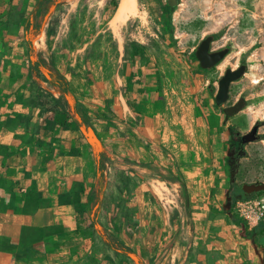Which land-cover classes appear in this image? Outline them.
Wrapping results in <instances>:
<instances>
[{
	"label": "crops",
	"instance_id": "1",
	"mask_svg": "<svg viewBox=\"0 0 264 264\" xmlns=\"http://www.w3.org/2000/svg\"><path fill=\"white\" fill-rule=\"evenodd\" d=\"M40 1L0 0V264H136L109 249L98 228L116 234L142 264H264L263 246L257 242L260 232L254 233L227 208L229 188L224 174L216 176L211 169L212 156L221 158L219 144L210 150L212 156L203 151L199 161L178 170L182 177L174 185L190 200L186 215L179 212L170 220L159 206L145 204L153 196L147 185L159 182L162 164L163 115L153 79L144 86L137 83L138 76L128 90L132 70L123 65L120 44V64L110 78L101 77L102 67L95 72L84 61L89 44L76 51L57 48L63 25L86 6L84 0H60L41 31L30 35L41 20L40 16L33 21L40 14ZM102 1L103 7L91 16L98 27L103 21L94 39L111 29L117 12L109 18L106 0ZM57 15L60 23L51 47L46 31ZM38 36L42 37L39 52L66 77L75 106L87 111L103 143L102 178L95 152L69 107L56 113L48 110V94L56 99L61 94L49 79L32 73L30 42ZM78 58L84 64L73 73L70 69L76 67ZM133 72L142 73L140 66ZM128 100L133 101L131 106ZM124 178L137 182V190L130 192L131 185L123 184ZM100 187L104 201H112L121 189L124 197L129 193L130 199L140 198L143 221L134 235L130 236L134 230L128 225H92ZM118 213L114 209L108 218Z\"/></svg>",
	"mask_w": 264,
	"mask_h": 264
},
{
	"label": "rangeland",
	"instance_id": "2",
	"mask_svg": "<svg viewBox=\"0 0 264 264\" xmlns=\"http://www.w3.org/2000/svg\"><path fill=\"white\" fill-rule=\"evenodd\" d=\"M167 1L138 0L137 9L125 22L116 23L113 17L111 29L105 30L99 44L110 56L116 54L115 48L113 49L115 44L108 35L111 31L114 41L121 45L123 57L126 37L148 48L146 61L137 60L134 67V70H138L140 66L142 73L136 75L133 72L131 60L124 62L123 59V65L131 67L135 79L139 76L138 84L143 82L144 86H149V81L153 79L159 95L157 104L163 115L159 145L162 164H159L160 170L158 169L159 182L147 185L153 196L145 204L159 206L172 220L179 216V212L186 215L190 210L184 190L174 185L182 177L178 170L189 162L199 161L203 151H207V156H212L209 153L216 144L221 146V158L212 156L211 169L216 176L224 174L229 188L227 208L231 209L233 201L229 196L234 188H242L244 184L264 183V0H179V5L172 9L170 15L172 29L159 16L161 5ZM83 5H86L84 9L81 8L85 11V18L78 26L79 32L85 28L91 30V16L99 11V7H103L104 1L84 0ZM69 7L63 9L60 15L66 14ZM51 12L44 18L43 24L51 18ZM102 15V11L97 14L98 19ZM40 16L43 19L42 13L38 15ZM101 22L98 27L94 21L93 28H101L103 21ZM69 32L68 20L62 27L59 40L66 39ZM209 35L216 36L212 50L227 47L229 53L219 65L201 72L196 65L189 62L188 57ZM94 36L95 34L91 37L94 39ZM40 39L41 36L34 39V42L38 40L39 46ZM47 41L51 47L55 45L53 38L48 40L47 37ZM80 44L75 45L79 47ZM35 49L39 52V47ZM114 63L117 71L120 63ZM241 63L247 66L246 75L231 85L228 102L221 107L216 106L214 99L219 89V80L227 69H237ZM101 74L106 75L102 72ZM240 99L246 101L243 111L227 118L224 109ZM255 125L260 127L261 139L245 147L246 155L239 159L232 175L231 167L227 164L229 129L245 134ZM151 170L154 171V168ZM125 183L131 185L130 192L137 190V182L124 178L123 184ZM122 192V189L118 190L111 197L112 201H104L103 197L98 210H92L97 223L92 219L91 222L95 227H112L114 222L120 227L128 225L134 230L130 232L132 236L143 221L140 216L143 205L140 198L130 199L129 193L124 197ZM256 196L264 201V195ZM114 209L119 213L112 219L108 218L107 213ZM232 212L238 217L234 208ZM130 213L133 214L131 217ZM259 232L257 242L263 246L264 251V227Z\"/></svg>",
	"mask_w": 264,
	"mask_h": 264
},
{
	"label": "trees",
	"instance_id": "3",
	"mask_svg": "<svg viewBox=\"0 0 264 264\" xmlns=\"http://www.w3.org/2000/svg\"><path fill=\"white\" fill-rule=\"evenodd\" d=\"M122 0H106L105 1V8L111 13L109 15V18L112 17V14L118 11L120 4ZM60 0H41L38 4V9H40V13H42L43 19L40 20L39 24L32 27V23L30 22L27 26V29L30 30L32 27V30L29 31V34L32 35L33 32L35 34L39 33L42 29L43 25V20L46 16L50 14V11L52 8L59 6ZM84 9V8H83ZM171 12L172 9L167 5V4H162L161 5V10L159 12V16L163 18V21L166 22L169 27L172 29L171 25ZM109 13V14H110ZM117 13V12H116ZM115 13V15H116ZM114 15V17H115ZM60 16H54V18L51 20L48 29L46 31L48 40L54 36H56L58 32V26L60 23ZM85 18V11L82 10L81 8L76 12L71 14L69 18V24H70V32L67 36L66 39H60L57 42V48L62 49V50H69L73 51V49H79L82 48L83 45L89 44L88 47L86 48L85 54H84V61L91 65V68L93 71H99L101 69L102 73H106V75H102V78H110L114 75L115 71V63L118 62V57L120 55L118 51V43L114 41L113 34L110 31L108 35L110 36L113 44V49L115 50L116 54H112L111 56L106 53V51H103L102 47L100 46V42L103 40V33L100 34L97 38L93 39L91 36L97 32V29L93 26H95L94 21L92 22V28L91 30H87L85 28L83 31H78V26L81 22L84 21ZM92 18V17H91ZM38 16H34L33 21L34 23L37 21ZM103 25L101 26V28ZM87 36V37H86ZM30 38H32L30 36ZM93 40V42H91ZM32 41L30 42V51H31V56L33 59V69L32 73L36 78L38 79H43L46 80L45 72H48L50 77H51V84L54 86H57L59 88V92L61 94L59 99H56L52 94H48V110L52 113L59 112V110H62L63 107H69L70 113L73 114L75 118V122L80 128L82 123L86 124L88 127H92L90 124V120L88 117L87 111L79 108V107H74L72 110L70 105L68 106V101L66 100L67 96H71L70 93V86L69 83L66 79V77L59 72L57 69L55 63L52 60H47L42 53L37 52L34 43L32 44ZM115 42V43H114ZM81 43V44H80ZM77 44H80L81 46L76 47ZM125 55L123 59L125 61L131 60L132 61V70H134L135 63L137 60H144L146 61V56L148 55V48L147 46L139 45L136 41L130 40L129 38H125ZM108 55V56H107ZM81 58H78V63L74 69H70L73 73H78L77 69H82V65L84 64V61L82 64L80 63ZM114 63V64H113ZM100 72V71H99ZM100 72V73H101ZM133 73L129 81L128 85V90H132V85H133ZM139 96V95H137ZM127 104L131 106L133 104V101L128 100ZM81 119L82 123L78 120ZM234 130V129H233ZM105 162V155L102 154L100 160H96L97 167L100 172V178H102L103 171L105 169L104 166ZM103 193V188L100 187L98 189V194L96 197V205L101 206L102 204V198L101 195ZM264 195V192H259V193H253V194H248L243 191L242 188L236 187L233 189L232 195L229 197L232 199L231 203V209L230 211L233 210L235 201L238 199H250V198H259V196L256 195ZM95 223V219H92ZM97 227V226H96ZM264 227V221L261 222L255 229L254 233H258L260 229ZM98 233L103 241V243L111 250H113L116 254H120L126 258H129L128 254L129 253H134V250L128 246L126 243H124L116 234L108 231L105 228H99Z\"/></svg>",
	"mask_w": 264,
	"mask_h": 264
},
{
	"label": "water",
	"instance_id": "4",
	"mask_svg": "<svg viewBox=\"0 0 264 264\" xmlns=\"http://www.w3.org/2000/svg\"><path fill=\"white\" fill-rule=\"evenodd\" d=\"M169 5L173 8L179 4V0H168ZM51 12V11H50ZM32 30V28H31ZM214 42V35L207 36L199 45L196 50L195 56L197 61L200 63V70L206 71L211 70L212 68L219 65L224 59L227 57L229 53V49H223L217 52H210L211 45ZM247 68L245 65L240 66L237 69L229 68L225 71L222 78L219 80V89L217 95L215 96L214 102L218 107L223 106L229 100L231 85L239 80H241L246 75ZM45 76L47 79L51 80V77L48 72H45ZM69 101L70 107L73 110L75 107L73 96L66 97ZM246 106V101L244 99H240L237 103L232 106L226 107L224 109L225 115L230 118L236 116ZM78 120L82 123V120L78 118ZM259 125H255L250 132L241 136L242 145L245 146L247 144L254 143L261 139V135L259 134ZM80 130L92 147L95 152L96 159L100 160L101 155L104 152V146L96 131L92 127H88L86 124L82 123ZM235 171H232V175H234ZM243 191L248 194L264 192V183L259 184H244L242 187ZM187 206L189 207V201H187ZM129 258L134 261L136 264H142L138 256L134 253L128 254Z\"/></svg>",
	"mask_w": 264,
	"mask_h": 264
},
{
	"label": "flooded vegetation",
	"instance_id": "5",
	"mask_svg": "<svg viewBox=\"0 0 264 264\" xmlns=\"http://www.w3.org/2000/svg\"><path fill=\"white\" fill-rule=\"evenodd\" d=\"M171 9H173L168 1L166 3ZM179 5V4H178ZM206 38V37H205ZM204 40V39H203ZM202 40V41H203ZM201 41V42H202ZM216 41V36H214V42ZM200 42V43H201ZM213 42V43H214ZM199 43V45H200ZM212 43V44H213ZM199 45L194 49L193 53H191L188 57V60L191 64H194L197 66L198 70L201 71V72H206V71H209V70H206V71H202L200 70V63L197 61L196 59V56H195V53H196V50L198 49ZM223 49H229L227 47H224V48H220V49H217V50H212V45H211V50L210 52H217V51H221ZM243 64L241 63L240 66H242ZM239 66V67H240ZM246 66V65H245ZM247 68V66H246ZM232 106V105H231ZM227 117V116H226ZM228 118V117H227ZM250 132V131H249ZM246 134V133H245ZM229 143L227 144V150H228V156H227V164L231 167V171H235V166L238 165L239 163V159L242 158V157H245L246 155V152H245V147L248 145H245L243 146L242 145V141H241V136L244 135V134H241L239 132H236L235 130H233L232 128L229 129Z\"/></svg>",
	"mask_w": 264,
	"mask_h": 264
},
{
	"label": "built area",
	"instance_id": "6",
	"mask_svg": "<svg viewBox=\"0 0 264 264\" xmlns=\"http://www.w3.org/2000/svg\"><path fill=\"white\" fill-rule=\"evenodd\" d=\"M34 47H39L38 41L34 42ZM234 209L249 229H255L264 221V201L261 198L238 199Z\"/></svg>",
	"mask_w": 264,
	"mask_h": 264
},
{
	"label": "bare ground",
	"instance_id": "7",
	"mask_svg": "<svg viewBox=\"0 0 264 264\" xmlns=\"http://www.w3.org/2000/svg\"><path fill=\"white\" fill-rule=\"evenodd\" d=\"M137 7H138V0H122L120 7H119L113 21H115L116 23L125 22L128 19L129 15L132 12H134L137 9Z\"/></svg>",
	"mask_w": 264,
	"mask_h": 264
}]
</instances>
